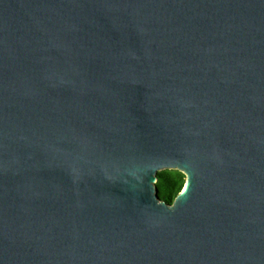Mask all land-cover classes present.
Listing matches in <instances>:
<instances>
[{
	"label": "water",
	"instance_id": "water-1",
	"mask_svg": "<svg viewBox=\"0 0 264 264\" xmlns=\"http://www.w3.org/2000/svg\"><path fill=\"white\" fill-rule=\"evenodd\" d=\"M0 264H264V0H0Z\"/></svg>",
	"mask_w": 264,
	"mask_h": 264
},
{
	"label": "trees",
	"instance_id": "trees-1",
	"mask_svg": "<svg viewBox=\"0 0 264 264\" xmlns=\"http://www.w3.org/2000/svg\"><path fill=\"white\" fill-rule=\"evenodd\" d=\"M184 185L183 176L176 171H161L156 174L155 187L160 201L172 204Z\"/></svg>",
	"mask_w": 264,
	"mask_h": 264
},
{
	"label": "rangeland",
	"instance_id": "rangeland-1",
	"mask_svg": "<svg viewBox=\"0 0 264 264\" xmlns=\"http://www.w3.org/2000/svg\"><path fill=\"white\" fill-rule=\"evenodd\" d=\"M176 172L180 173L183 176V180L185 181V175L182 172H180V171H176Z\"/></svg>",
	"mask_w": 264,
	"mask_h": 264
}]
</instances>
